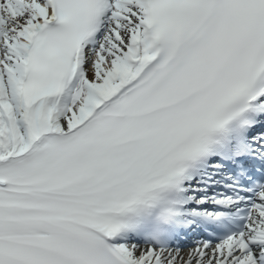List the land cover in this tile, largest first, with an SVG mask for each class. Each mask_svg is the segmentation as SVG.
Masks as SVG:
<instances>
[{
    "label": "snow or ice",
    "instance_id": "snow-or-ice-1",
    "mask_svg": "<svg viewBox=\"0 0 264 264\" xmlns=\"http://www.w3.org/2000/svg\"><path fill=\"white\" fill-rule=\"evenodd\" d=\"M0 264H264V0H0Z\"/></svg>",
    "mask_w": 264,
    "mask_h": 264
}]
</instances>
